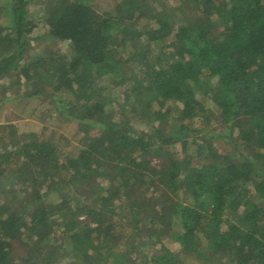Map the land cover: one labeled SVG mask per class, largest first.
<instances>
[{
    "label": "trees",
    "instance_id": "trees-1",
    "mask_svg": "<svg viewBox=\"0 0 264 264\" xmlns=\"http://www.w3.org/2000/svg\"><path fill=\"white\" fill-rule=\"evenodd\" d=\"M32 1L2 3L0 77L31 85L28 98L48 82L62 92L58 113L84 134L70 152L63 133L41 139L9 127L0 166L22 159L12 181L33 191L21 209L0 210V264H16L15 240L39 264H184L169 249L144 250L148 242L165 249L166 237L201 264H264V0H178L177 11L165 0H116L107 10L92 0H43L46 31L35 38L56 49L28 58ZM58 40L70 41V55ZM153 44L161 49L151 56ZM108 86L122 94L118 109ZM200 93L234 154L209 139L196 149L201 161L173 148H188L185 119L209 112ZM137 111L148 129L132 122L143 119Z\"/></svg>",
    "mask_w": 264,
    "mask_h": 264
},
{
    "label": "rangeland",
    "instance_id": "rangeland-1",
    "mask_svg": "<svg viewBox=\"0 0 264 264\" xmlns=\"http://www.w3.org/2000/svg\"><path fill=\"white\" fill-rule=\"evenodd\" d=\"M4 1L5 0H0L1 22L7 21L8 18V14L6 13L5 9H3L4 5H2ZM92 2L100 10H107L113 8V5L116 0H92ZM165 3L171 8L176 9V11L178 10V0H165ZM44 6L45 4L43 0H34L29 3L28 6L29 11L31 12V16L36 21V26L34 27L32 33V46L29 51V55L27 56L28 58H35L36 54H39L41 52L47 54V50L49 49V47H53L56 49V47L52 46V42L50 43L49 39L40 40L35 38L36 35L46 31V26L42 21L43 17H41L44 12ZM191 7L192 6L190 5H187L185 7V10L188 12V15H193V9H191ZM181 16L182 15L179 14L175 17L174 24H178L181 21ZM56 43L59 51L63 53H68V55L71 54L70 41L58 40ZM160 49L161 45L153 44L152 49L150 50V55L152 56L154 54L159 53ZM13 80L14 78L10 74H6L0 77V125H9L5 128H2V126H0V150L3 149L5 144H7L8 146V142L13 139V137L9 135V127H12L14 125L12 130L17 131L20 134L34 133L37 137L41 139L47 137L57 138L60 133H63L70 139V141L64 139V142L61 141L60 145L63 146L64 143H67L68 146L66 145V147L68 148V150L70 152H76L81 146L80 137L81 134H84V131L82 132L80 130L79 132L77 121H75L74 119L68 120L64 118L65 116L58 113V108L56 106V103L54 102V98L57 95H60L62 92L54 91L48 82H44V92L40 93L39 96L28 98L24 97L23 93H25L27 90L28 92L33 90V87L31 85H27L24 82H22L21 84H12L11 82ZM106 90L107 92L112 91V96L115 100L113 101V106L118 109V102H121L123 100L122 94H120L117 87H114V89H112L110 86H108ZM199 95L207 104L209 112L205 115L198 114L194 117L185 119V122H187L192 128V132L188 137V148L184 149L182 142H177V144L173 146V148L175 150L177 149L178 153L181 156L185 154L192 155L195 161L197 162L198 160L201 161L202 158L198 155V153H196V149L198 148L199 143L203 142L205 139H209L211 140V144L215 147L216 150H218V152L234 154V142L230 137H228L227 132L224 134L223 131H225V126L219 119V113L213 110V107L210 104V100L208 99V97H206V95H204L203 93H200ZM131 98H133V96H131ZM131 107L132 106H130L129 108ZM122 110L123 108L118 110L119 114L120 112H122ZM137 113L138 116L142 117L145 120L132 118V122L138 128L141 127L148 129L150 124V122L147 124L148 117L143 116L138 111ZM97 132V127L92 129V133ZM204 155H207V152H205ZM158 159L159 158H155L153 161L158 162ZM21 162L22 159H20L18 163ZM18 163L14 159V162L11 166H0V178L2 181H4V183L0 185V210L1 208L3 210H7V205L12 210H19L25 203H27V201L30 199V194H32L33 189L29 185L21 183L18 184L16 180L14 182L12 181L14 175H12L11 172L18 167ZM1 168H3V170ZM24 188H28L27 191L24 190ZM47 188L48 185L43 186L40 191L43 192ZM57 195L58 193L54 192L51 197V199L55 197L53 199L54 202L57 201ZM80 217H84V215H81ZM29 235L30 233L27 230L24 233V237L28 239ZM57 235V238H53V240L50 241L55 245L60 244L63 241L62 237H60L61 234L57 232ZM128 239L129 232H125L123 241H126ZM165 242L166 247L163 250H161V242H157L155 244L148 242V244H144V250L148 252L149 256H152L156 252L161 253L164 252L166 249H169L171 251H174L175 253L177 252L178 254H180L183 258L184 264H201L192 257L183 254V249L179 241L173 239L172 237H166ZM14 243L16 245V251L14 254L16 264H39L38 262L33 263L32 261H30L24 243L20 242L19 240H15ZM33 243L34 242H30V245H32ZM64 259L66 258L62 259L63 262ZM225 263L226 262H224L223 259L222 261H217L213 263L210 262V264Z\"/></svg>",
    "mask_w": 264,
    "mask_h": 264
}]
</instances>
